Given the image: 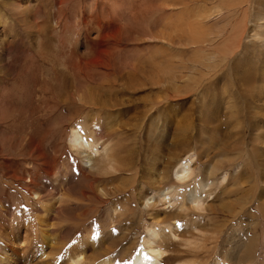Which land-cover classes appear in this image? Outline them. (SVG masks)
I'll list each match as a JSON object with an SVG mask.
<instances>
[{"label": "rangeland", "instance_id": "rangeland-1", "mask_svg": "<svg viewBox=\"0 0 264 264\" xmlns=\"http://www.w3.org/2000/svg\"><path fill=\"white\" fill-rule=\"evenodd\" d=\"M47 1L0 0V242L132 264L157 228L165 264H264V0Z\"/></svg>", "mask_w": 264, "mask_h": 264}, {"label": "bare ground", "instance_id": "bare-ground-1", "mask_svg": "<svg viewBox=\"0 0 264 264\" xmlns=\"http://www.w3.org/2000/svg\"><path fill=\"white\" fill-rule=\"evenodd\" d=\"M39 0H14L13 4H16L17 9L22 7V17L26 19L28 17V15H26V10L28 8L27 5L28 4H33L38 2ZM53 3L55 2L54 0H52ZM43 2V1H42ZM46 2V0H45ZM50 2V0L47 1V3ZM60 2V1H59ZM64 2V1H63ZM58 2H56L57 4ZM52 4V3H50ZM38 5V3L34 4V6ZM48 5V4H47ZM53 5V4H52ZM51 6V5H50ZM54 7V6H53ZM260 7V6H259ZM4 8V7H3ZM31 9V7H30ZM29 10V9H28ZM30 11V10H29ZM28 14V13H27ZM25 22V21H24ZM255 26V25H254ZM260 27H262V25L259 24ZM241 27V26H240ZM254 28V27H253ZM240 30V29H239ZM261 30V29H260ZM241 31V30H240ZM243 32H245V30H242ZM242 32V33H243ZM260 32V31H259ZM249 33V32H248ZM246 34V32H245ZM250 34V33H249ZM251 36V35H250ZM238 37V36H237ZM252 37L254 38H258L260 37L259 34H257L256 31H252V36L250 37L252 40ZM36 38V37H35ZM240 38V37H239ZM248 38V37H247ZM249 38V39H250ZM254 38V39H255ZM263 38V37H262ZM261 38V39H262ZM255 39V40H256ZM260 39V40H261ZM264 39V38H263ZM262 39V40H263ZM248 40V39H247ZM250 40V41H251ZM43 41V40H42ZM244 41V39H243ZM253 41V40H252ZM257 41V40H256ZM255 41V42H256ZM263 42V41H262ZM259 58V57H258ZM261 60V59H260ZM264 63V62H263ZM259 67V66H258ZM264 67V66H262ZM239 69V68H238ZM261 69V68H260ZM245 71V70H244ZM242 74V73H241ZM247 75V74H246ZM245 76V75H244ZM248 76H245V78ZM251 77V76H250ZM249 77V78H250ZM253 77H255V75H253ZM52 78V77H51ZM242 78V77H241ZM244 78V79H245ZM253 79V78H252ZM261 79V78H260ZM242 80V79H241ZM239 80V81H241ZM264 80V79H263ZM241 84V82H240ZM260 85V84H259ZM261 87V86H260ZM69 88V87H68ZM262 88V87H261ZM253 89V88H252ZM73 90V89H72ZM254 90V89H253ZM264 90V88H263ZM255 92V91H254ZM257 93V92H256ZM71 95V94H70ZM255 96V95H254ZM258 96V95H257ZM70 98V97H69ZM260 98V97H259ZM264 99V98H263ZM262 100V99H260ZM262 102V101H261ZM254 103V102H253ZM256 103V102H255ZM256 107V106H255ZM264 113V112H263ZM261 129V128H260ZM259 132V131H258ZM264 136V134H263ZM264 140V139H263ZM84 137L81 135V133L78 131V129L76 127L72 128L70 135H69V144L71 149L73 148H79V146H83L84 145ZM84 147V146H83ZM51 173V172H49ZM191 173V167H190V163L187 164V162H183L181 163L174 171V177L176 180H185L187 178H189ZM227 179V177H224L222 183ZM202 190V189H201ZM200 188H197L194 190L193 194H191V204L195 205L194 207L196 209H203L205 208V203L202 200V197L199 194ZM98 196V195H97ZM167 199L165 197L161 198V201H166ZM149 200H147L148 202ZM148 204V203H147ZM166 232L169 231L171 232V235H173L174 237L176 236V230L174 226H168L167 228H165ZM32 230V229H31ZM167 233L165 234V232L157 229V228H151L148 232L147 238L144 242V250L139 252V254H137L135 257H133L132 260V264H165L167 262V257L165 256L166 253H168V251L165 248V245H163L165 242V240H167L168 242H172V239L170 236H166ZM170 235V234H169ZM12 236V235H11ZM13 237V236H12ZM10 236H8L7 238H5L6 240L3 241L5 242L2 243L0 242V253L2 251H5V257H3L0 254V264H22L19 260V258H17V254L11 252L12 250L10 249V247H8L9 244L11 245H15V238H12ZM22 240V239H21ZM22 242V241H21ZM28 242V233H26V235L23 237V243L27 244ZM29 246V245H28ZM84 249V248H83ZM8 250V252H7ZM11 250V251H10ZM86 259V251L85 250H81L80 251H74L72 253H70L65 261L62 264H82ZM20 262V263H19ZM27 263V262H26ZM25 263V264H26ZM98 264H118L117 262H114L112 260H108V259H104L103 261L101 260V262H98Z\"/></svg>", "mask_w": 264, "mask_h": 264}]
</instances>
